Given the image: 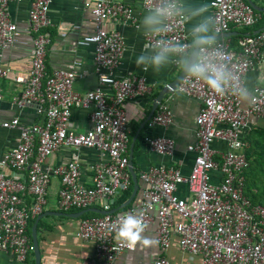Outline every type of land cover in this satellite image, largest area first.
Returning a JSON list of instances; mask_svg holds the SVG:
<instances>
[{"label": "built area", "instance_id": "1", "mask_svg": "<svg viewBox=\"0 0 264 264\" xmlns=\"http://www.w3.org/2000/svg\"><path fill=\"white\" fill-rule=\"evenodd\" d=\"M20 1L0 0V78L9 71L1 65L2 53L19 35L17 23L9 16V4ZM50 2L28 0L25 30L31 34V54L26 75L13 77L21 89L11 104L17 109L31 106L37 120L25 125L17 115L0 120V128L16 131L14 144L0 153V253L8 254L13 264H29L32 243L27 222L47 207L53 177L58 183L55 205L59 211L89 207L107 211L132 185L125 104L139 102L150 91L141 76L115 75L124 51L116 25H137L131 8L122 0L82 1L93 27L78 43L91 48L94 87L82 93L72 90L78 57L65 68L47 73L44 61L50 41ZM140 4L145 11L165 4L174 6V14L164 21V33L145 32L143 41L153 52L158 50V41L182 47V53L172 55V64L180 67L192 48L180 0H140ZM207 8L213 33L252 27L261 17L245 0H209ZM212 41L207 53L218 54V62L232 74L225 93L216 94L187 72L174 88L200 102L193 117L194 140L186 146L193 153L189 172L184 176L173 165L150 164L138 171L142 186L124 210L80 216L75 235L93 242V253L82 264H111L121 251L134 248L117 237L125 214L139 216L145 225L155 219L154 264H169L166 251L172 235L177 237L180 251L198 256L199 264H264V203L252 202L245 192L249 160L245 154L248 143L243 139L254 125L252 118L264 114V86L254 85L248 104H240L243 75L264 59V28L240 35L235 44L227 36ZM200 51L197 48L195 58ZM75 108L86 111L89 128L78 130L73 125ZM171 121L168 107L160 101L144 124L151 129L166 127ZM142 142L159 155L173 153V141L168 137L145 134ZM214 142L222 149L214 148ZM82 148L95 152L88 165L89 184L82 181ZM60 149L67 151L63 162L45 165L46 158ZM180 185L185 188L183 194Z\"/></svg>", "mask_w": 264, "mask_h": 264}, {"label": "crops", "instance_id": "2", "mask_svg": "<svg viewBox=\"0 0 264 264\" xmlns=\"http://www.w3.org/2000/svg\"><path fill=\"white\" fill-rule=\"evenodd\" d=\"M82 1L51 0L47 12L50 19V25L47 27L50 41L44 61L45 70L48 73L54 68H65L72 58L78 57L80 64L77 67V73L71 86L72 90L77 93H82L96 84L91 48L86 44L78 43L80 38L88 34L93 27L91 14L87 8L82 7ZM208 1L180 0V8L185 19L184 29L192 46L195 28L201 22L209 20ZM249 1L258 8V10H255L260 13V20H262L264 17V0ZM122 2L131 8L137 25L134 26L132 23H127L123 26L116 25V28L122 35L124 51L115 69V75L121 76L130 73L141 76L144 79V83L149 86L150 91L139 102L129 100L125 104L129 135L128 147L133 135L137 132L131 148V165L137 179V189L134 196L125 206L117 208L119 210H124L134 197L137 196L142 186L141 181L137 177L138 171L146 168L148 165H173L178 168L181 175H187L192 164L193 153L188 151L186 146L194 140L193 117L200 106L199 100L173 90L170 93H166L161 100L170 111L171 123L166 127L156 126L151 129H148L144 124L139 129V124L148 113L154 97L163 85L177 76L181 67L172 64V56L170 57V62L163 65L158 71L151 67L145 70L143 65H137L136 60L139 56H151L154 53L152 49L144 45L143 41V34L149 31L143 21L151 11L143 10L140 0H122ZM27 7L28 0L9 4V16L11 20L17 23L19 35L14 44L6 48L2 53L1 65L7 67L9 71L6 76L0 78V120H8L17 115L19 122L23 125L37 120V115L31 106L26 105L21 109H17L11 104V98L17 95L21 89L20 85L14 82L13 77L26 75L31 54V34L25 30ZM260 20L254 27H250L249 30L262 28L264 24L262 25ZM107 26L114 27L115 24H108ZM209 29L208 35L214 34L210 23ZM238 29L231 28L229 30L233 32L228 38L232 44H235V41L240 36L236 34V30ZM187 55L188 53L182 59H186ZM254 85L264 86V59L258 66L249 69L243 75L242 90L246 94V99H241L240 94L241 106L245 107L248 104ZM71 117L73 125L78 130L89 128L90 123L85 110L75 108L72 111ZM252 120H254V125L243 134V139L248 143L246 151L249 148V143L251 145L248 152L251 155V159L256 157V154H254L255 150L257 151L258 147L264 145V140L258 135V132L262 133L264 130V114L258 118H252ZM145 134L172 139L174 145L173 153L170 156H163L150 151L142 142V136ZM15 139V130L0 128V153L10 148L14 144ZM212 146L222 149L218 142H214ZM66 154L67 151L64 149L54 152L46 158L45 165H57L63 162ZM80 157L84 166L82 181L89 184L90 172L88 171V165L95 159V152L92 149L82 148L80 149ZM247 184L250 185L249 179ZM57 186V179L53 177L49 189L48 205L42 211L46 212V214L36 219V221L34 219L26 227L30 236V227L35 222L39 264H82L93 253V242L79 239L75 235L78 218L82 214L97 216L99 213L87 210L77 217L52 214L51 212L71 213L79 211L78 209H70L68 211H59L57 209L55 205ZM179 187L183 194L185 192L184 186L180 185ZM254 190V187H251L248 191L249 194ZM119 205L113 206V208L119 207ZM155 224V219L147 223L144 231L140 233L141 240L135 244L134 248L132 250L121 251L111 264H154L153 262L157 255V245L154 239ZM145 239L154 243L145 245L143 243ZM166 257L169 264H199L198 256H189L187 253L180 251L177 237L174 235L170 236ZM31 261H33V254L29 257V264H31ZM0 264H13V261L8 254L0 253Z\"/></svg>", "mask_w": 264, "mask_h": 264}, {"label": "clouds", "instance_id": "3", "mask_svg": "<svg viewBox=\"0 0 264 264\" xmlns=\"http://www.w3.org/2000/svg\"><path fill=\"white\" fill-rule=\"evenodd\" d=\"M174 14V6L165 4L162 7H157L151 11L149 15L144 18V25L147 29L155 35H160L165 31L164 21L166 18ZM209 20L201 22L194 30V44L201 51L197 54L194 61L189 62L182 59L179 66L182 70L188 73L191 79L206 84L216 94H223L226 91L232 79V74L225 64L219 63V55H211L207 53V48L213 41L208 35L209 33ZM158 50L151 56L141 55L137 58L136 63L138 66L143 65L145 70L148 67L158 71L163 65L170 62V57L173 54H180L183 48L173 45L164 41L157 42ZM241 99H246V94L241 90ZM123 223L117 233L118 239L127 241L130 246H134L141 240L140 233L144 231L146 225L143 223L139 216L132 214H125L122 217ZM145 245L154 243L143 240Z\"/></svg>", "mask_w": 264, "mask_h": 264}, {"label": "water", "instance_id": "4", "mask_svg": "<svg viewBox=\"0 0 264 264\" xmlns=\"http://www.w3.org/2000/svg\"><path fill=\"white\" fill-rule=\"evenodd\" d=\"M246 1L251 5V7L254 10L255 9L258 10V8L255 7L249 0H246ZM262 28H264V25H263ZM262 28H258V29L253 30L252 34L258 32ZM232 33L233 32L226 31V32H222V33H214V34H211L209 36L211 37V39H215V38H218V37L229 36ZM196 50H197V47L195 46L194 41H193V46H192L191 50L189 51V53H188V55L186 57V60H188L189 62H192L194 60V58H195ZM185 73L186 72L184 70L180 69V71L178 72L177 76L173 80H171L168 83H166L165 85H163V87L160 89V91L157 93V95L152 100L150 109L148 110V113L146 114L145 118L139 124V129L144 125V123L148 120V118L154 112L156 106L162 100L163 96L166 93H170V92H172L174 90L176 84L178 83V81L181 79V77ZM136 135H137V132L133 135V137H132V139L130 141V144H129V147H128V155H127V157H128V172L130 174V179H131V183H132V190H131L130 194L128 195L127 199L121 205H119V207L111 208V209H109L107 211L100 210L98 208L89 207V208L81 209L79 211L71 212V213H62V212H51V213L52 214H57V215L58 214H62L64 216H68V217H77V216H80L83 212H85L87 210H92V211H95V212H97L99 214H103V213L114 212L115 210H117V208L125 206L131 200V198L134 196L135 191L137 189V179H136V176L134 174V171H133L132 165H131V148H132V143H133ZM45 214H46V212L39 213L35 217V221H36V219H38L39 217H41V216H43ZM30 239H31V243H32L33 264H39V249H38L36 235H35V222L30 227Z\"/></svg>", "mask_w": 264, "mask_h": 264}, {"label": "trees", "instance_id": "5", "mask_svg": "<svg viewBox=\"0 0 264 264\" xmlns=\"http://www.w3.org/2000/svg\"><path fill=\"white\" fill-rule=\"evenodd\" d=\"M246 1V0H245ZM260 20V19H259ZM259 22V21H258ZM257 22V23H258ZM260 22H261V24L263 25L264 24V17H263V19L262 20H260ZM256 23V24H257ZM252 27H254V25L252 26ZM249 28L250 27H244V28H239L238 30H236V34L238 35H245V34H252V31L254 30V29H251V30H249ZM230 36H227V38H229ZM191 50V49H190ZM189 53V52H188ZM186 56V55H185ZM258 135L260 136V138L262 139V140H264V130L262 131V133L261 132H258ZM251 148V145H250V143H249V148H248V150L246 151V158L249 160V166H248V168L245 170V172H244V176H245V192H246V194H247V196L250 198V200L252 201V202H257V203H264V200H259V199H255L256 198V196H255V194H253V193H250L249 194V190H250V187H249V185L247 184V182H248V170H249V168H250V166H251V162L252 161H254V160H256V159H254V158H252L251 159V155L248 153L249 152V149ZM255 158H259V157H262L264 154H263V152H261V151H256L255 150ZM130 191H131V186L127 189V190H125V191H123L121 194H120V196L118 197V199L115 201V203H114V206H118L120 203H122L123 201H125V199L128 197V195H129V193H130ZM248 192V193H247ZM78 210H80V209H78ZM98 215V214H97ZM82 216H87V215H85V214H82L81 215V217ZM35 219V217L33 218V219H30V220H28V222H27V225L29 224H31L32 222H33V220ZM26 232H27V234H28V236H29V233H28V229H27V227H26ZM30 237V236H29ZM31 264H33V261H31Z\"/></svg>", "mask_w": 264, "mask_h": 264}, {"label": "rangeland", "instance_id": "6", "mask_svg": "<svg viewBox=\"0 0 264 264\" xmlns=\"http://www.w3.org/2000/svg\"><path fill=\"white\" fill-rule=\"evenodd\" d=\"M257 150L264 154V145L258 147ZM254 159L256 160L251 162L248 170L249 187H254L255 190L252 193L255 194L257 199L264 200V155Z\"/></svg>", "mask_w": 264, "mask_h": 264}]
</instances>
